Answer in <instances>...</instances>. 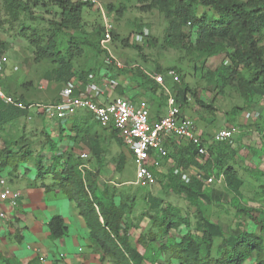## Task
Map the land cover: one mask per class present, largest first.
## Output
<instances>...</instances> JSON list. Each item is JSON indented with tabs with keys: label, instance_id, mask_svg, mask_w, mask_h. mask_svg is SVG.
I'll list each match as a JSON object with an SVG mask.
<instances>
[{
	"label": "trees",
	"instance_id": "1",
	"mask_svg": "<svg viewBox=\"0 0 264 264\" xmlns=\"http://www.w3.org/2000/svg\"><path fill=\"white\" fill-rule=\"evenodd\" d=\"M137 2L142 10L158 9L168 18L165 42L170 45L179 44L182 49L195 52L196 58H202L200 64L194 66V70L200 71V76L205 81L214 83L219 91L232 87L248 97L249 102L255 103V107L259 105L257 104L258 99L264 98V34L262 33L264 0H137ZM5 4L17 19H20L21 12L32 14L35 7H55L58 18L47 38H43L35 27L26 24L25 21H22L19 32L26 37L30 36V42L34 44L37 56L50 58L58 64L49 72V79L63 82L64 85L74 78H79L82 82L89 80L91 72L77 73L71 62L72 57L81 52L82 46L74 42L66 48V55H64L57 44L59 33L62 30L78 29L82 26L84 10L93 6L90 0H5ZM200 5L212 9L215 15L211 17L205 11L199 13L198 6ZM114 8L113 4L105 3L108 13L111 14ZM116 11L120 12L121 9ZM184 27H188L189 30H185ZM144 29L145 27L139 26L136 28V33L143 32ZM102 35L103 22L99 40ZM149 36L146 37L147 41H149ZM8 46V42L0 36L1 53L6 52ZM135 47L141 50L140 46L135 45ZM102 53L103 50L98 42V55L101 57ZM219 55L225 57L222 65L215 70L208 68L209 58ZM102 66L101 61L99 71ZM135 68L125 67L116 70L118 73L134 72L140 79V85H144V82L150 84L153 81L159 85L150 77L147 70L142 68L136 70ZM155 71L158 73L162 71L169 75L168 70L160 67H157ZM111 76L115 77V75ZM7 77L4 78L3 85L9 92ZM179 83L180 80L175 81V88L173 87L172 90L181 108L189 104V97H193L197 103L202 104L196 96V89L188 85L181 86ZM159 88H161L160 85ZM83 112L86 113L79 116L77 113L69 118L71 120L75 118V121L69 127L70 134L66 137L85 141L90 153L101 160L105 152L97 133L92 132L94 131L93 124H89L90 120H93L95 124L98 122L94 120L91 113ZM28 115L27 107L21 108L0 100V175L9 178L10 181L25 179L32 172L33 168L26 165L32 158V150L27 147L28 144L23 135L9 132L3 135V132L7 130V125H12L22 116L27 117ZM156 116L160 118L162 115ZM42 129L45 135L51 138L49 128L45 124ZM64 131L65 127H60L59 134L61 135ZM260 132L261 139L264 141V128ZM113 136L114 140L122 144L115 129L112 130ZM236 140L235 137L232 143L208 144L209 158L199 166L205 178L211 175L218 177L223 174L224 185L216 182L212 184L222 190L211 188L212 185L207 186L201 179L191 174L192 172L188 181L184 182L180 173H174V167H167L166 173L159 171V168H153L155 179L157 172H160L162 184L182 194L188 202L198 207L201 224L197 222L196 227H192L189 217L180 215L178 210L163 207V199L152 196L150 193L146 195L149 203L146 212L134 215L136 205L134 198H130L134 201L133 203L128 202L129 199L123 201L121 198L120 204H117L115 193L109 192L107 185L103 191L98 192L93 186L91 190V183L84 173L86 170L90 172L93 170L80 168L85 159L73 154L67 147L59 149L56 143L52 146L54 148H52L50 162L46 164L40 157L36 165L34 164L35 180H45L47 176H50L54 182L50 185L51 187L49 185L46 187L68 195L77 203L90 229V240L102 251L103 259L108 258L115 264H142L145 259V250L151 249L154 242H161V245L156 251L152 248L151 253L153 252L155 256L156 252H161L167 264H172L170 262L172 260L178 261V264H245L254 255L258 264H264L261 258L264 252V218L255 215L254 208L240 206L237 202L243 192V179L231 162L238 151V147H231L234 142L237 143ZM250 145V143L247 144L249 148ZM165 146L168 148V155H171L170 157L173 158L180 171L187 172L186 169L197 165V148L193 143L177 144L173 139L166 141ZM175 149L179 150L180 158H177ZM127 158L125 154H119L116 163L118 172L123 170ZM183 160L187 161V164ZM167 161L165 158V162ZM223 190L233 194L232 198L227 199L226 191ZM201 202L228 203L235 208L237 221L228 236H225L219 223L209 220L202 214ZM240 215L248 219L254 225V229L246 228L245 223L238 219ZM144 216H147L152 224L140 233L135 243L132 241L131 231L133 227L140 226ZM48 226L52 238H60L67 234L68 227L59 215L52 217ZM167 239L169 243L166 242ZM216 239L220 241L214 248ZM139 246L143 248V253L139 250Z\"/></svg>",
	"mask_w": 264,
	"mask_h": 264
},
{
	"label": "rangeland",
	"instance_id": "2",
	"mask_svg": "<svg viewBox=\"0 0 264 264\" xmlns=\"http://www.w3.org/2000/svg\"><path fill=\"white\" fill-rule=\"evenodd\" d=\"M98 1L101 2L104 8L105 3L113 4L115 7L111 13L114 24V39L111 48L116 56L124 60L129 66L128 68L136 67V70L137 68H142L148 70L150 73H158L155 71L157 67L165 69L166 71L176 70L180 79L179 84L181 86L188 85L196 89V96L202 102V104H199L191 97L189 104H186V106L182 108L183 114L195 118L198 125H200L199 127L202 129L206 127L202 120L211 123L210 125L213 127H209L210 131L222 127L224 128L228 123V126H236L239 128L247 127L250 119L248 120L246 118V113L252 107H255L254 105L256 104L249 102L248 97H245L232 87H227L225 91H219L214 86V83H208V81H205V79L200 76V71L194 70V66L200 64L202 58H196L195 52L192 53L182 49L179 44L170 45L166 43L164 36L168 27V18H166L161 11L158 9L150 11L142 10L137 0ZM117 9H121V11L117 12ZM198 10L199 13L205 11L207 15L211 17L215 15L214 11L208 7L200 5L198 6ZM56 11L57 9L55 7H35L32 10V14L21 12L20 19H17L11 13L9 7L6 6L5 0H0V36L2 39L6 40L9 45L6 50V54L10 59L7 67V86L9 92L18 102L29 105V115L32 116L31 119H28V116H22L12 125H7V130L3 132V135H5V132H9L10 134L16 133L24 136L28 144L27 147L32 150V158L26 165L33 168L31 175L34 176L36 175L34 166L38 158L42 157L44 163L50 162L54 143H56L59 149L67 147L73 154L87 150L88 148L85 141H79L78 139L72 140L65 135H60L58 130L61 124H57L54 127L55 124L52 122L46 124L42 120H34L37 114L36 108L32 107V105L55 101L61 95L64 83L49 79V72L58 66V64L54 63L50 58L42 55L37 56L35 53V46L30 42V36L26 37L22 35L19 30L22 21H25L26 24L35 27L43 38H47L54 29V22L58 18ZM139 26L146 28L150 35L149 41L145 39L143 42H137L133 39L136 28ZM184 29L187 31L189 30L188 27H184ZM101 31L102 17L100 12L95 10L94 7H87L84 10L82 26L80 28L64 29L59 33L57 46L64 55H66V48L74 42H78V44L82 46L81 52L76 53L71 60L74 70L77 73L90 71V76L97 78L101 76L100 74L105 73L103 67L99 71V67H101V57L98 55V42L101 40H99ZM262 33L264 34V29ZM135 45L140 46L141 50L137 49ZM224 61V55L213 56L209 58L207 66L211 70H215L221 66ZM15 65L18 66L17 70H14ZM161 72L162 71H159V73ZM132 74H134V72ZM132 74L125 71L120 73L119 76L123 75L129 77ZM162 74L164 73L162 72ZM166 74L167 73H165L164 76L166 79L168 76V86L172 89L176 80H173ZM105 75H111L110 70L108 73L106 72ZM113 75H115V73ZM161 91L162 90H160L159 93L147 92V97L152 104V113L155 116L161 114L165 115L168 110L167 95L165 93L162 94ZM128 95L135 97L138 94L133 90L130 94L128 93ZM258 103L263 109L260 114H264V98H259L257 104ZM66 120L61 122L64 127L71 126L74 122H69L71 125H68ZM41 124L42 126L45 124V126L49 128L48 131L52 139L45 135L41 128ZM89 124H93L92 129L94 131L92 132L97 133L102 143V149L105 152L101 160L95 158L91 153V157L83 160V163L89 167L88 169H92V172H97L94 174L86 170L84 173V176L88 178L89 183H91V190L93 186L94 190L98 192L103 191L107 185L108 191L115 193L117 204H120L121 198L123 201L129 199L128 202L133 203L134 201L130 200V198H134L136 204L134 206V215L146 212V207L149 205L146 195L150 193L152 196L163 199V207H168L171 210H178L180 215L189 217L192 227H196L197 222L201 224L198 207L194 203L188 202L182 194H178V192L162 184L160 172H157L156 179L149 187L138 188L136 185L130 184V181H134L136 178V171L134 164L128 156L123 170L121 172L116 170L117 158L119 154L126 155V148L123 147L122 144H119L116 139L114 140L112 132L95 124L92 120L89 121ZM51 127L54 128L52 129ZM263 128L264 115L261 116L260 121L256 122L255 130L260 132ZM84 129H86V127H84ZM240 137L246 145L250 143L252 147L251 149L248 146L241 148L244 152L240 155V161L236 162L234 157L231 162L236 167L239 175L243 177L247 176L253 180L256 185L258 197L264 198V187H260L264 184V174L260 172L259 169L261 168H256L263 164L261 162L262 160L264 161V146H260L264 144V141L261 140V143H258L260 141L257 140L256 134L252 133H245ZM238 145L239 143H236L231 147L236 148ZM178 149H175L174 152H176L177 158H180ZM254 155L256 158L262 159L259 161L260 163L258 162L256 165L249 163V161L252 160L251 157ZM183 161L187 164V161ZM163 163L161 168L165 167L167 169L169 162H165L164 160ZM161 168H159V171H161ZM186 171L189 173L192 172L189 168L186 169ZM47 178L51 177L47 176ZM210 187L222 190L220 187L213 185ZM225 194L227 199H231L233 196V194L227 193V191ZM252 201L251 199L247 200L243 192L237 200L240 206L254 208L255 215L264 218V209L256 205L258 203L256 199L254 202ZM261 203L264 205V200L261 201ZM200 209L206 218L222 226L225 236H228L232 232L235 227V222L237 221L236 210L232 205L228 203L201 202ZM238 219L242 223H245L244 225L246 228L254 229V225L248 219H245L243 215H240ZM151 224L152 221L147 216H144V219L140 222V226L138 228L133 227L131 233L135 232V234H140ZM171 236L174 237L173 234H171ZM219 241L220 239L214 241V248ZM159 243L158 247L161 245V242ZM261 258L264 260V252ZM170 262L172 264H178V261L175 260ZM246 262H252L253 264L254 261L249 259Z\"/></svg>",
	"mask_w": 264,
	"mask_h": 264
},
{
	"label": "built area",
	"instance_id": "3",
	"mask_svg": "<svg viewBox=\"0 0 264 264\" xmlns=\"http://www.w3.org/2000/svg\"><path fill=\"white\" fill-rule=\"evenodd\" d=\"M92 7L100 12L103 22V35L100 40V47L103 50L101 61L105 73L112 68L123 69L129 67L124 60L113 53L111 48L113 42L114 24L112 15L108 13L101 2L90 0ZM149 35L146 28L143 32L135 33L133 39L137 42H143ZM9 57L6 52L0 51V100L7 104H14L21 108L27 107L18 102L11 93L7 92L3 85V80L7 76V67ZM18 66H14L17 70ZM102 74L101 80H94L92 76L87 82H82L79 78H74L67 82L61 95L55 101L33 104L36 108L37 116L41 117L43 122H59L73 117L81 110L91 113L94 120L102 127L115 129L122 141V146L126 148L128 156L135 166L136 178L130 181V184L137 186H150L155 180L154 167L161 168L163 161L168 160V167H174V173H180L181 179L186 182L189 179V172H182L176 167L173 158L168 155V148L165 146L166 141L174 139L177 144L187 142L193 143L197 148V160L204 164L209 158L208 144L229 142L232 143L241 128L236 126H226L219 129L209 139L204 137V132L198 126L194 119L186 116L178 104L173 90L167 85L164 74L148 73L160 86L167 95L168 110L164 116L152 120L151 103L147 99H141L135 103L128 95L118 93L119 81L111 75ZM168 74L173 80L179 81L176 70H169ZM191 97L188 98L190 102ZM31 107V108H32ZM253 111H247L246 118H252ZM32 116L28 115V119ZM206 140L208 143H206ZM82 159L88 157L87 153L80 154ZM80 168L88 169L86 164H81ZM165 167L161 171L167 172ZM198 179H201L207 186L215 182L224 185V176L221 174L205 178L203 172L198 169L192 172ZM0 184L3 185V191L0 192L1 199H9L14 205L16 198L19 196L18 191L11 190L5 177H0ZM7 215L0 210V217L5 218ZM43 259V258H41Z\"/></svg>",
	"mask_w": 264,
	"mask_h": 264
},
{
	"label": "crops",
	"instance_id": "4",
	"mask_svg": "<svg viewBox=\"0 0 264 264\" xmlns=\"http://www.w3.org/2000/svg\"><path fill=\"white\" fill-rule=\"evenodd\" d=\"M110 72L111 75L115 73V77L119 81L117 89L119 92L128 95V93L130 94L131 91L134 90V92L138 94L135 97L128 95L135 103L141 99H147L151 103L147 97V92L151 91L159 93L158 90H161L159 85L154 81L150 83L152 85L147 82H144V85H140V79L135 74L130 73L132 75L125 77L123 75L119 76L120 73L118 74L116 69L111 70ZM147 73H149L148 70ZM93 78L97 81L101 80V76ZM253 110L252 120L250 119L247 127L241 128L240 133L236 135V141L239 143V152H237V155L235 156L236 162L240 161V155L244 152L241 148L247 146L240 136L245 133H252L256 134L258 138L257 140L260 141L258 143H261L262 140L261 132L256 131L255 126L256 122L260 121L261 116L264 115L263 113L260 114L263 109L260 105H257ZM84 113L86 112L80 111L78 112V116ZM161 115L164 116L163 114ZM151 118L152 120H155L157 116L151 113ZM191 118L195 120V118ZM34 120L40 121L42 119L41 117L36 116ZM72 121H75V118L73 120H66L68 125H71L69 122ZM202 121L206 127L201 129L204 132V137L208 139L221 129H213V131H210L209 127H213L210 125L211 123H207L204 120ZM61 122L62 121L54 122V127L57 124H61L62 127ZM195 122L197 123V120H195ZM228 125H225V127ZM54 127L51 128L53 129ZM69 127L70 126L65 127V131L61 134L62 136L70 134ZM107 130L112 132L111 129ZM206 143H208L207 140ZM235 144L236 142H234V145ZM260 146L263 147L264 144ZM251 147L252 145H250V148ZM82 153H87L88 157H91L88 148L87 150L75 154L80 156ZM251 159L252 160H250L249 163L254 165L262 160L256 158L255 155L252 156ZM261 162L263 164L256 168H261L259 170L264 174V161L262 160ZM200 164L201 163L198 162L197 165H192L189 170L193 173L196 172V170L200 169ZM31 174L32 173L28 174L25 179L20 180L10 181V179L7 178V184L10 186L11 190L19 192V196L16 198V203L14 205L10 203L9 199L0 198V210L4 211L7 215L5 218L0 217V264H115L108 258L103 259L102 251H100V249L90 240V229L87 225L86 219L80 213L77 203L70 199L68 195L63 194L56 189L47 188V185L50 186L53 183L51 178L35 180V176ZM0 177L3 176L0 175ZM241 178L243 179L242 188L246 199H251L253 200L252 202L256 199L258 203L255 204L264 209V205L261 203L264 198L258 197L255 187L256 185L253 180L247 176H241ZM263 185L264 184L260 187H264ZM3 190V185L0 184V192ZM57 215L61 216L67 225V234L60 238H52L48 223L52 217ZM131 234L132 241L136 243L140 234H135V232ZM166 242L169 243V240L167 239ZM159 244V242H154L151 249L153 248L155 251L158 250ZM151 249L148 248L145 250V259L142 264H167L165 257L160 254L159 251L153 256ZM139 250L142 252L143 248L139 246ZM255 257L256 256L254 255L252 258L254 261L253 264H258ZM245 264H252V262H246Z\"/></svg>",
	"mask_w": 264,
	"mask_h": 264
},
{
	"label": "clouds",
	"instance_id": "5",
	"mask_svg": "<svg viewBox=\"0 0 264 264\" xmlns=\"http://www.w3.org/2000/svg\"><path fill=\"white\" fill-rule=\"evenodd\" d=\"M28 106V105H27ZM249 111H254L253 109H250ZM88 158V157H87ZM7 179V178H6Z\"/></svg>",
	"mask_w": 264,
	"mask_h": 264
}]
</instances>
